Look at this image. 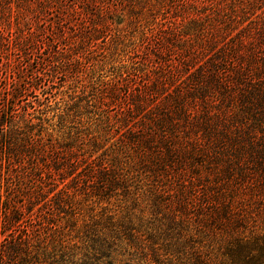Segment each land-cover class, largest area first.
Masks as SVG:
<instances>
[{"label": "trees", "instance_id": "obj_1", "mask_svg": "<svg viewBox=\"0 0 264 264\" xmlns=\"http://www.w3.org/2000/svg\"><path fill=\"white\" fill-rule=\"evenodd\" d=\"M0 1V264H264V0ZM101 40L54 138L35 94Z\"/></svg>", "mask_w": 264, "mask_h": 264}, {"label": "rangeland", "instance_id": "obj_2", "mask_svg": "<svg viewBox=\"0 0 264 264\" xmlns=\"http://www.w3.org/2000/svg\"><path fill=\"white\" fill-rule=\"evenodd\" d=\"M3 5L4 4L0 1V14L3 11ZM1 18L2 16L0 15V26H4L3 24H5V21L8 19ZM10 19L11 24L8 26V29L12 31L17 30L14 16ZM126 29H128L129 36L131 29L129 28V26H126L123 30ZM114 46H111L108 43L105 44L103 40H101L99 42V52L97 54H95L93 57L84 59L77 69H75V66H72L71 68H74L73 70L70 68L68 71L58 75L53 79V82L55 83H51L53 89L49 91L50 94H48L47 96H43L39 93L35 94L39 96V99L41 101H45L46 98L49 99V105H51V108L53 110L49 115L50 122L46 127L49 128L50 135L53 134L54 138H57L60 133L65 132L66 128L69 129V127H76L79 122H85L79 120V114L85 112L83 109H80V107H83L87 101L91 105L88 111L92 112L93 110H95L96 93L93 91V87H99L102 82L109 81L113 78L114 74L118 72V69L121 66L120 63L123 60L124 52L129 49L128 46L130 45L129 43L127 44V46L120 45L115 51L114 55L111 53L109 60H107V51H113V49H115L113 48ZM103 51H105V55L103 54ZM89 53L90 52L86 51L82 54H79V56L86 57ZM2 55L5 56L4 54ZM36 56L37 55H33L32 61L34 63V68L38 69L39 61L37 60L38 58ZM6 61V56L5 59L0 58V66L2 65L1 63H5ZM96 61L99 64L101 61H107V63L104 62V64H102L104 65L103 67H97ZM47 84L49 83L47 82ZM29 99L31 101L36 100V98L33 97H30ZM74 104L79 107L80 111L75 108ZM74 205L87 218L94 212L92 210L93 208L96 209V212L101 211V208L96 207V205H92L90 199H88L85 195L77 197L75 199ZM122 260L124 261L125 259L117 257L115 261L112 260L104 264H132L129 262H122Z\"/></svg>", "mask_w": 264, "mask_h": 264}]
</instances>
